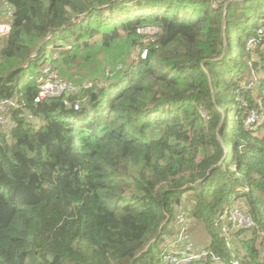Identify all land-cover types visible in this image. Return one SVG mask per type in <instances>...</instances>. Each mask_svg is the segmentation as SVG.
Here are the masks:
<instances>
[{"label": "trees", "instance_id": "16d2710c", "mask_svg": "<svg viewBox=\"0 0 264 264\" xmlns=\"http://www.w3.org/2000/svg\"><path fill=\"white\" fill-rule=\"evenodd\" d=\"M6 6L0 99L25 106L9 135L0 127V264H171L179 210L206 228L200 250L222 259L190 264H264V119L245 125L264 106L252 75H264V41L246 50L264 0H0L2 20ZM147 25L159 33H137ZM118 41L146 58H119ZM52 54L68 79L92 59L112 68L69 97L87 99L79 110L34 102ZM237 198L256 227L231 231L228 248L218 217Z\"/></svg>", "mask_w": 264, "mask_h": 264}, {"label": "built area", "instance_id": "2783aa9c", "mask_svg": "<svg viewBox=\"0 0 264 264\" xmlns=\"http://www.w3.org/2000/svg\"><path fill=\"white\" fill-rule=\"evenodd\" d=\"M11 30V23L0 19V37L9 34ZM160 29L156 25H147L137 30V33L147 35L148 37L155 36L159 33ZM264 41V25L260 26L255 35L247 41V49L252 50L259 46L258 44ZM137 56L134 60L145 59L147 56L146 50H137ZM56 55L51 56V62L45 65L41 71V74L37 78V94L34 97V102H41L47 99H61L62 104L65 107H73L74 110H79L81 104L86 102L87 99L83 98L71 100L69 97L72 95H78L83 90L89 89L93 82L82 81L75 82L62 78L58 70L52 65V61ZM117 69H121L119 66ZM111 70H107L109 75ZM252 82L242 83V88L250 89ZM25 103L20 95H15L12 98L0 99V127L3 133L9 135L15 125L11 112L14 109L24 108ZM258 115L253 111H250L245 118V125L253 128L257 122ZM246 187H239L236 189L238 193L247 191ZM218 222L222 225V237L226 241V245L230 248L228 241L231 228L234 230L252 231L256 227V223L250 213V210L246 204L241 206H224L223 211L218 217ZM207 256H211L215 261L222 260L217 257L210 250H194L190 244L184 242L183 238L178 236L174 241L169 243L165 248V261L171 264H190L193 261L200 260ZM232 264H238L237 260H232Z\"/></svg>", "mask_w": 264, "mask_h": 264}, {"label": "rangeland", "instance_id": "374dc122", "mask_svg": "<svg viewBox=\"0 0 264 264\" xmlns=\"http://www.w3.org/2000/svg\"><path fill=\"white\" fill-rule=\"evenodd\" d=\"M7 35H5V36H7ZM117 44H118V46H115L114 51H117L116 53L119 54L118 55L119 58H122V59H125V60H133L137 56V53H136L135 49H130V48L129 49H126V50L124 49V47L126 46V45H124L125 44L124 41H118ZM53 55H55V54H52L51 56H53ZM98 56H101L99 58H102V62H103V65L104 66L106 64L110 63V61H112L111 57L108 56V55H106V56L105 55H98ZM1 62L2 61L0 60V63ZM116 63H117L116 64V67L113 69V71L114 70H117V68L119 66L121 67V69H122V67L124 69V64L121 61H118ZM249 64L251 65V62H249ZM95 65H97V60L94 61V59H92L91 61H89L88 64H86V65H84V64L76 65V67L72 70V73L71 74H73V76L75 78L76 77L83 78V79L80 78L81 80H76V79H73V78L72 79L65 78L61 74L60 70H58V73H59V75L62 78L66 79V80H70V81H75V82H81V81H91V82H93V81H101V83H102L103 82L102 81V76L104 75V73H106L107 70H111L112 68L110 66H108V67L105 66V67L98 68V67H95ZM62 68H65V66L62 67ZM88 73H91V74L92 73H97V74L95 76H92V77H89V78L88 77H85ZM252 75H253V80H254L255 83L258 82L260 84L261 81L264 82V75H263V73H261V72L260 73H256L255 71L254 72L252 71ZM236 99L239 100V97H237ZM219 109H220L221 112H223V110H222L223 108L219 107ZM250 111H252V109H249V112ZM253 111L258 115V119H257L256 124H258L261 121H263V119H264V106L261 103H259V105L257 106V108L253 109ZM201 113L206 118V121H208L209 118H208L207 113L205 111H202V110H201ZM256 124H255V126H256ZM255 126L252 129H254ZM218 139H219V141L221 143H223L222 142V138L220 136H218ZM223 147L226 148L225 146H223ZM233 203H235L236 206H241V205L245 204V202H244L243 199L241 200V199H238V198L235 199L233 201ZM187 213H184L183 212L181 214V219H182L183 225H182V228L178 231L179 233L176 232V235L177 236L176 235L175 236L176 237L180 236V237H182L184 239L185 233L187 234V232H189V235L188 236H190L191 238H193V240H195L197 243H203V242H205V237L206 236H205V232L204 231L207 232L206 228L204 226H202V225H198L197 224V221H195L193 219V217L191 215H188ZM234 229H236V228H231V231L232 232H234V231L236 232L237 230H234ZM243 235L244 236H250L251 233H250V231L249 232H243ZM195 241L192 242V240H190V242L193 243V244L196 243Z\"/></svg>", "mask_w": 264, "mask_h": 264}, {"label": "crops", "instance_id": "0c3cea01", "mask_svg": "<svg viewBox=\"0 0 264 264\" xmlns=\"http://www.w3.org/2000/svg\"><path fill=\"white\" fill-rule=\"evenodd\" d=\"M11 13H12V8L10 6H6V18L4 17L3 20L10 22ZM233 206H235V203H233ZM182 213H183V211H181V210L177 211V215H175V218L168 225V227L170 229H173L174 233L175 232H178L182 228V225H183L182 219H181V214ZM204 232H205V236L206 237H205V242H203V243H197L195 240H193V238H191L190 236H188L189 235V232H187V234L185 233L184 239L186 241H188L192 245V247L194 249H197L198 250V249H200L202 247L207 246V244L209 242L208 234H207L206 231H204ZM190 240H192V242L195 241L196 243L193 244V243L190 242Z\"/></svg>", "mask_w": 264, "mask_h": 264}, {"label": "water", "instance_id": "95a60500", "mask_svg": "<svg viewBox=\"0 0 264 264\" xmlns=\"http://www.w3.org/2000/svg\"><path fill=\"white\" fill-rule=\"evenodd\" d=\"M229 1H234V0H229ZM226 4H227V2L224 4V6H226ZM225 13H226V12H225ZM167 220H168V218H167ZM167 220H166V221H167ZM166 221H165L164 223H166ZM164 223H163V224H164ZM159 233H160V232H159ZM156 240H157V238L153 239L152 242H154V241H156ZM148 246H149V245L146 246L145 250L148 248Z\"/></svg>", "mask_w": 264, "mask_h": 264}, {"label": "clouds", "instance_id": "9594fccd", "mask_svg": "<svg viewBox=\"0 0 264 264\" xmlns=\"http://www.w3.org/2000/svg\"><path fill=\"white\" fill-rule=\"evenodd\" d=\"M184 240V239H183ZM198 250H200V249H198Z\"/></svg>", "mask_w": 264, "mask_h": 264}]
</instances>
